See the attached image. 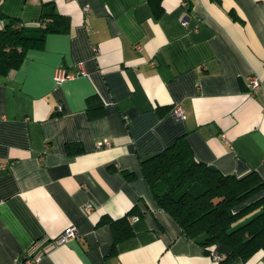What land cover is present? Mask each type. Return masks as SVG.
I'll list each match as a JSON object with an SVG mask.
<instances>
[{
  "label": "crops",
  "instance_id": "0c3cea01",
  "mask_svg": "<svg viewBox=\"0 0 264 264\" xmlns=\"http://www.w3.org/2000/svg\"><path fill=\"white\" fill-rule=\"evenodd\" d=\"M185 1L160 0L157 12L150 0H0V28L7 18L40 23L50 2L68 20L0 74V264L31 256L35 264H217L225 256L218 244L214 261L181 233L140 159L184 135L198 160L264 180V0ZM59 67L71 76L57 82ZM250 75L260 80L252 91ZM177 103L182 119L170 112ZM104 138L110 146L96 147ZM103 216L128 222L132 234L113 246ZM70 226L79 235L56 242ZM244 264H264V252Z\"/></svg>",
  "mask_w": 264,
  "mask_h": 264
},
{
  "label": "trees",
  "instance_id": "16d2710c",
  "mask_svg": "<svg viewBox=\"0 0 264 264\" xmlns=\"http://www.w3.org/2000/svg\"><path fill=\"white\" fill-rule=\"evenodd\" d=\"M150 1L160 12V0ZM40 20L37 24L5 20L0 28V74L20 66L26 51L41 47L48 33L68 27L67 18L52 2L42 5ZM140 166L156 203L178 223L185 237L207 251L218 244L227 248L217 264L236 258L244 264L255 253L264 252V194H259L264 190V180L255 170L239 176L224 174L198 160L184 135L141 158ZM123 172L128 178L135 176L134 171ZM103 222L112 226L113 246L133 232L123 219L103 216L98 223Z\"/></svg>",
  "mask_w": 264,
  "mask_h": 264
},
{
  "label": "built area",
  "instance_id": "2783aa9c",
  "mask_svg": "<svg viewBox=\"0 0 264 264\" xmlns=\"http://www.w3.org/2000/svg\"><path fill=\"white\" fill-rule=\"evenodd\" d=\"M182 4H186L185 0H182ZM83 9L85 12L88 11V5H84ZM138 48H140V46H137ZM71 75H69L68 73H66L65 69L62 67H59L55 70L54 73V79L57 82H60L68 77H70ZM260 84V80L256 75H250L248 77V86L249 89L252 91L253 89H255L258 85ZM56 111L57 112H61L62 111V106L59 104L56 107ZM171 114L178 119H182L184 118V110L181 104L177 103L175 105L172 106L171 110H170ZM111 142L109 139L104 138L101 139L99 141L96 142V147H102V146H110ZM86 209L91 208V205L89 203H87L85 205ZM132 218L136 219L137 216H132ZM79 235L78 230L74 227V226H70L67 227L62 233L61 235H59V237H57L56 242L58 243H63L65 242L68 238L70 237H77ZM210 256L214 261H217L221 258V256L216 253L214 250H210ZM38 257L34 256V257H23L22 259L18 260L16 264H35L37 261Z\"/></svg>",
  "mask_w": 264,
  "mask_h": 264
}]
</instances>
